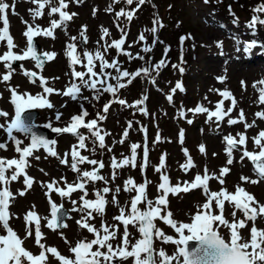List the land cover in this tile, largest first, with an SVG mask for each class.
<instances>
[{"label": "rangeland", "instance_id": "obj_1", "mask_svg": "<svg viewBox=\"0 0 264 264\" xmlns=\"http://www.w3.org/2000/svg\"><path fill=\"white\" fill-rule=\"evenodd\" d=\"M147 1L148 3H145L136 11L134 19L128 22L124 17L118 20L115 14L121 9L128 11L136 8L135 2L132 5H126L124 0H120L119 3H114L113 0H79V2L77 0H66L68 4L66 10L70 14H76L73 19L66 22L63 28L55 30V39L34 38L41 53L55 52L56 58L51 62H46L42 70L34 66V61L18 62L19 65L15 66L16 71L10 81L0 83V110L11 115L14 108L9 102V88H16L20 93L37 94L42 92L38 82L32 84L21 74L20 64H23L24 69L35 71L39 76L45 77L48 80V86L63 91L73 82L70 74L71 69L68 67V59L64 55L66 45L75 43L81 56L84 51L94 53L100 50L103 53L106 44H111L113 40L121 37V29L127 32L126 42L123 45L124 51L130 52L133 57L139 54L144 57V60L135 58L129 60L126 55L117 56L116 50L111 48L108 52L103 53L107 61L111 62L113 59H118L122 70L133 72L141 67H151L161 59L165 60V65L158 72L153 70L150 78L143 76L136 78L130 85L117 93V97L124 99L128 105H132L136 100L146 96L147 99L142 107L145 108L147 114L141 113L136 107L121 106L119 103H113L109 111L104 113L103 103L99 107V99H93L94 93L88 89H82L80 97L75 101L68 97L52 94L49 99L55 106L53 109H36L38 116L35 123L44 129H46L44 125L48 123H51L54 127L66 126L70 117L79 114L81 108L88 111V113L96 112L92 117L93 119L97 118V113L106 116L103 121H98L102 134L104 132L108 133L105 136V148L101 149L98 144L94 145L93 138L89 137L85 142L86 149L80 150L81 154L89 159L104 163L105 167L100 170L99 174L107 180V184L102 180L86 185L89 193L86 198L95 199L94 193L103 187H109L112 190L105 194L109 203L106 205L104 216L100 217L94 214L95 218L89 221L97 228L100 227L102 219L108 225H119V222L113 220L114 216L119 215V208L110 201L116 187L122 189L124 181L129 177L133 178L137 184L144 182V180L150 181L147 186V195L149 199L156 198L160 173L154 169L159 165L161 156L165 157V168L163 170L167 172L173 185L185 180L191 181L197 172H202L200 170L203 168L218 174V169L224 162L216 161L214 163L212 160V163H210L206 160V152L202 154L199 147L201 145L208 147V142L213 139L219 142L220 138L218 136L221 134L224 136L231 134L235 137L237 133H244L243 125L246 121L231 126L227 121L229 118L238 119L241 110H243L244 117L250 113V109L258 104L259 99V92L253 88V84L264 80V48L257 46L247 54L242 51L243 45L253 39L258 42V45L264 44V36L260 35V30L264 26L258 25L257 29L259 31L257 29L253 31L248 27L253 15H260L264 18V13L253 12V9L264 3V0H209L208 3H205L204 0ZM4 2L10 5V8L6 10V16L9 22V33L13 37L15 45H17L13 51L17 53L26 47V38L23 36V32L28 24L33 27L39 25L41 28H45L50 25L51 19H58V14L49 17L46 8L44 16L33 21L29 10L34 9L36 5L32 4L30 0H4ZM109 6H111V11H109ZM169 7L171 12L166 11L164 13V8ZM93 10H95V15H93ZM153 20H159L163 25V27L158 26L155 35L150 31L153 27ZM83 26H86L85 35L88 42L82 45L79 37ZM0 27H3L2 21H0ZM101 28L107 29L109 33L103 40L100 39ZM257 32H260V34ZM141 33L145 36L144 41L138 40ZM72 37H77V40L73 41ZM181 37L186 38L183 43H181ZM154 40L157 42L153 43ZM237 41L240 43L237 44ZM218 42L222 43V47H217ZM146 46L151 48L150 52L145 53L142 51ZM238 48L241 50L237 51ZM165 49H167L166 53ZM5 51H7L6 46L0 44V55ZM207 60L211 61L209 62L210 66L213 62L220 65V69L213 70L210 73L211 76L207 74L204 76L205 73L202 70V65H205L208 62ZM96 64L95 70L99 71V61H96ZM235 64L244 66L242 69L246 73L234 74L236 75L235 78L232 77V67ZM74 67L77 71H85V68L80 64ZM181 67L184 69L183 72L179 70ZM106 71L111 72L113 75L116 74L114 69H106ZM5 73L6 69L0 63V76ZM229 76L234 78L232 82L235 87L227 81ZM56 77L59 79H55ZM205 77H208L207 81ZM218 77H225V79L221 82ZM108 82L115 84L114 80ZM207 82L212 84V93H206V89L202 88ZM177 83L182 85L183 91L177 89L173 93L172 89L176 87ZM260 87H264V85H260ZM237 88H239V92ZM223 91L231 93V97L235 99L236 104L229 116L219 122V127H217L215 118L208 120L207 113L193 114V112L188 111L189 109H195L198 105L210 111H215L216 104L222 99L224 100L223 108L226 111L227 108L232 107V99H224L219 94ZM105 94L108 95L109 101L114 99L111 94ZM168 95L173 97L171 103L167 99ZM84 97H88V99H84ZM94 106L98 107L95 108ZM261 110L264 109L261 107ZM181 111L184 112L183 117L180 116ZM57 112L62 113L59 121L56 120ZM188 120L193 122L189 124ZM4 122V119L0 118V123ZM129 122L132 123V127L128 129V136L123 137V132L128 128ZM142 128L145 131H141ZM181 130L183 131V143L180 142ZM80 131L86 136L89 135L86 129ZM16 135L17 138L24 140L22 147L29 143V140L24 138L22 134ZM157 135L160 137L159 141L156 139ZM255 135L256 133L251 134L247 144L248 151H259L253 143L252 138ZM47 136L57 141L55 149L58 155L56 157L49 156L43 149L34 152L33 156L29 158L30 166L26 169L27 175L34 182L23 196L18 193L25 189L24 177L20 176L17 181L10 183L9 188L15 198L9 206V212L12 214L9 224L23 240V247L33 255H39L41 249L35 243L34 224L31 225L32 235L25 238L24 216L29 211H35L41 217L40 231L43 234L41 243L46 247L56 248L66 258H74L69 251L70 247H74L79 240L86 238L90 241L94 238L93 234H90L86 229H81L76 223L77 220L81 219L83 213L71 211L73 208L71 201L76 200L77 204L75 206L78 208L80 205L79 197L82 193L80 191L74 192L69 198H61L55 192L49 194L52 203L58 206L62 205L70 214L66 223L67 227L53 231L46 227L47 219H44L51 218V205L48 202L49 197L45 196L47 189L42 187V184L46 185L49 182L56 181L60 187H64V180L61 178L69 183L76 181L77 173L70 169L71 156L67 157L69 161L67 165L61 164L60 160L65 158V153L71 152L72 145L77 144L78 141L71 134H56L51 133L50 130H48ZM121 139L124 140V143H120ZM0 142H7L6 134L2 130H0ZM132 144L141 146L137 149L138 166L136 168L127 166L116 169V177L113 179L112 158L115 157L119 161L125 156H130V146ZM144 147L148 149V162L142 174L139 164L143 160ZM109 148L111 151H108ZM183 149H187L196 166L188 173L180 168V165L186 161ZM242 151L243 148H240L234 152V157L237 159L238 154ZM37 156L40 158L36 159ZM0 158H18V154L14 151V146L11 143H8L7 150H0ZM241 162V165H246V171L250 176L249 180L258 179L251 162L247 158ZM79 167L81 171H91L95 166L83 164ZM8 175H11V173L9 172ZM213 183L214 189L219 191L221 189L219 182L214 180ZM209 186L210 190L213 191L210 181ZM247 186L248 193L255 199L258 195L264 197V180H260L256 184L248 182ZM132 195L134 193L123 191L117 194L119 206L127 207ZM205 199L202 190H194L188 193L181 192L176 196L170 195L168 210L172 212L173 218L177 222L190 223V216L197 211V205H202ZM233 210L232 205L225 204L224 216L230 222L233 220L231 215ZM235 219L237 221L244 219L243 213L237 211ZM262 221L261 218H258L255 222V226L259 230H264ZM156 225L166 235L178 239V234L171 227L159 220L156 221ZM252 227L253 222L247 221L246 227L240 229L241 242L250 240ZM129 231L132 233L130 241L135 243V240L139 239V234L131 226H129ZM219 231L226 241L230 239L226 228L221 227ZM2 234L6 233L0 228V235ZM122 236L123 225H119L117 238L110 241L114 248L120 244ZM65 239L68 243H65ZM154 248L157 251L163 249L169 256L176 255L177 251V245L162 243L160 240L154 241ZM93 250H96V246L93 247ZM101 251H106V249H101ZM46 264H60V262L51 254H47ZM122 264H133V259L129 258L127 261H123ZM173 264H178V262L173 261Z\"/></svg>", "mask_w": 264, "mask_h": 264}, {"label": "snow or ice", "instance_id": "obj_2", "mask_svg": "<svg viewBox=\"0 0 264 264\" xmlns=\"http://www.w3.org/2000/svg\"><path fill=\"white\" fill-rule=\"evenodd\" d=\"M30 2L36 5L34 9L29 10L33 21L44 16L46 8L48 9L47 15L49 17L58 14V19H51L50 25L45 28H41L39 25L33 27L31 24H28L26 30L23 32V36L26 38V47L17 53L13 51L17 45H15L13 37L9 33V22L6 16V10L10 8V5L4 2V0H0V21L3 23V27H0V44L5 45L7 48V51L0 55V63L6 69V73L0 76V83L10 81L16 71L14 67L16 62L31 60L34 61L36 68L42 70L46 62L53 61L56 58V53H39L34 38L46 37L55 39V30L63 28L64 24L71 21L76 15L75 13L70 14L66 10L68 8L66 0H30ZM113 2L119 3L120 0H113ZM134 2L136 3V8L128 11L121 9L119 12H116L115 15L118 20L124 17L128 22H131L134 19L136 11L147 0H124L126 5H132ZM204 2L208 3L209 0H204ZM12 8L14 11V4ZM109 11H111V6H109ZM253 12L264 13V3L254 8ZM93 15H95V10H93ZM25 23L27 24V22ZM258 25L264 26V18L260 15H253L248 27L255 31ZM158 26L163 27L159 20H153V27L150 29L151 33L155 35L158 31ZM85 31L86 26H83L79 37L83 43L88 42ZM108 35V30L101 28L100 39L103 40ZM126 36L127 32L121 29V37L113 40L111 44H106L103 53L114 48L117 56L126 55L129 60L134 58L144 60V57L139 54L133 57L130 52L124 51L123 45L126 42ZM71 39L75 41L77 37H72ZM184 39L186 38L181 37V43H183ZM138 40H145L143 33L139 35ZM156 42L155 40L153 41V43ZM236 43L239 44L240 42L237 41ZM257 46L264 48V44L258 45V42L253 39L243 45L242 51L247 54ZM217 47H222V43L218 42ZM240 50L239 48L237 49V51ZM142 51L147 53L151 51V48L146 46ZM166 52L167 49H165ZM103 53L100 50L94 53L84 51L81 56L77 51L76 44L68 43L64 55L68 59V67L71 69L70 74L73 82L63 91L48 86V80L45 77L39 76L35 71L24 69L23 64H20L21 74L32 84H37L38 82L39 87L42 88V92L37 94L28 92L20 93L16 88H9V102L13 106L14 112L10 115L8 112L0 110V118H3L5 121L4 123H0V130L7 137V142H0V150H7L8 143H11L14 146V151L18 154V158H0V228L6 233L0 235V264H25V262L27 264H46L47 254L55 257L60 264H122L123 261H127L129 258L133 259V264H173V261H177L178 264H264V230H259L255 226L257 219L264 217V205H259L255 201V198L239 184L236 185L234 192H229L224 187H221L219 191L210 190L209 181L213 179L217 180L220 185H224V177L229 174L230 167H222L219 170V175L209 174L208 169L205 168L202 175L197 172L191 181L185 180L173 185L170 182L169 175L163 170L165 168L164 156H161L159 165L154 169L160 173V182L157 185L158 195L155 199H149L147 195V186L150 183L148 180L137 184L133 178L129 177L124 181L122 189L121 187H116L110 203L119 208V215L114 216L113 220L119 222V225H123V236L120 244L114 248L110 241L117 238L119 225H108L102 219L100 227L97 228L89 222L95 218L94 214L100 217L104 216L106 205L109 203L105 194H108L112 190L109 187H103L94 193L95 199L86 198L89 195L86 185L102 180L107 184L105 177L99 174V170L103 169L105 165L101 161L89 159L80 152L81 149H86L87 145L85 142L89 137L93 138L94 145L98 144L99 148H105V136L108 133L104 132L102 134V129L98 126V121H103L106 119V116L97 113L96 119L86 121L85 118L88 116V112L83 108H81L79 114L72 115L64 127H54L51 123L44 125L52 133L71 134L78 141L77 144L72 145L71 152L65 153V158L60 160L61 164L67 165L69 163L67 157L69 155L71 156L70 169L77 173L76 181L69 183L64 178H61L64 180V187H60L56 181L49 182L46 185L42 184V187H46L47 189L45 196L49 197L48 202L51 205V218L44 219H47L46 227L53 231L67 227L66 224L62 223L65 215L62 211L63 206L52 203L49 194L55 192L61 198H69L74 192L80 191L82 193L79 197L80 205L77 208L75 206L77 201L72 200L73 208L71 211L83 213L81 219L77 220L76 223L81 229H86L90 234H93L94 238L90 241L86 238L77 241L75 246L69 249L74 258H66L56 248L46 247L41 243L43 239V234L40 231L41 217L35 211H29L24 216L26 225L25 238L32 235L31 225L34 224L35 243L41 251L39 255H33L23 247V240L9 224L12 216L9 212V206L15 198L9 185L11 182L17 181L20 176H23L25 189L18 193L20 196H23L32 187L34 182L26 172V169L30 166L29 158L33 156L34 152L43 149L49 156L56 157L58 155L55 149V145L57 144L55 139L45 138L33 131L35 125L31 123L29 110H51L55 106L49 99L50 95L57 94L75 101L80 97L82 89H88L94 93L93 99H99L102 93H108L114 97L113 100L105 103L103 107L104 113L109 111L113 103H119L121 106L136 107L141 113L147 114L145 108L142 107L144 101L147 99L146 96L136 100L134 104L128 105L124 99L117 97V93L130 85L136 78L141 76L150 78L153 70L158 72L165 65V60L161 59L151 67H141L136 71L129 72L121 69L118 59H113L111 62L107 61ZM96 61H99V71L95 70L97 67ZM78 64L82 65L85 71H77L74 66ZM106 69H114L116 74L113 75L111 72L106 71ZM179 70L181 72L184 71L182 67ZM55 79L59 78L56 77ZM224 79L225 77H218V80L221 82ZM109 80H114L115 84L109 83ZM260 85H264V80L255 82L253 88L259 92L258 103L264 104V87H260ZM177 89L183 91L180 83L176 84L172 92L174 93ZM219 94L224 99H232V107L227 108L225 111L223 108L224 100L222 99L216 104L215 111H210L200 105L188 111L193 112V114L207 113L208 120L215 118L217 127H219V122L226 116H229L236 104L235 99L231 97V93L228 91L219 92ZM84 99H88V97H84ZM167 99L171 103L173 99L172 95H168ZM180 116H184L183 111L180 112ZM255 116L259 119H264V112H257ZM61 117L62 113L57 112L56 120L59 121ZM244 121L245 117L243 110H241L238 119L229 118L227 123L231 126ZM187 122L191 124L193 121L188 120ZM253 126H255V120H253L252 124L244 122L245 131ZM131 127L132 123L129 122L128 128L123 132V137L128 136V129ZM81 129H86L89 135H84L80 131ZM141 131H145V129L142 128ZM16 134H22L30 142L22 147L21 145L24 143V140L17 138ZM156 139L159 141V135H157ZM252 139L254 146L259 149L258 152L247 150V137L244 133H237L235 137L231 134L226 135L223 138V142L225 143L224 151L227 156L226 165H232L234 163L233 153L243 147L244 150L241 153L240 159L243 161L247 158L251 162L253 171L258 179L249 180L248 177L241 176L240 180L256 184L260 180H264V130H261ZM180 142L183 143L182 130L180 133ZM120 143H124V140L121 139ZM140 147L138 144H132L130 146V156H125L119 161L115 157L112 158L111 168L113 169V179L116 177V169L127 166L136 168L138 166L137 149ZM92 150L94 151L95 149L93 148ZM108 151H111V149L109 148ZM199 151L204 154L205 147L201 145ZM183 152L186 161L180 165V168L185 173H188L196 166L188 154L187 149H183ZM213 155L215 156L216 153H213ZM35 158L39 159L40 157L37 156ZM147 162L148 149L144 147L143 160L139 164L142 174L147 166ZM83 164H89L95 167L91 171H81L79 166ZM41 171L43 170L41 169ZM9 172L11 175H8ZM194 190H202V194L206 198L205 202L202 205H197V211L190 216V223L177 222L173 218L172 212L168 210L169 196H176L181 192L188 193ZM121 191L134 193L127 207L119 206L117 194ZM226 203L232 205L234 209L231 214L233 217L231 222L224 216ZM237 211L243 213L244 219L239 221L235 219ZM157 220L171 227L178 234V239L166 235L157 227ZM247 221L253 222V227L250 230V240L241 242L240 229L246 227ZM129 226L135 228L139 234V239H136L135 243H131L130 241L132 233L129 231ZM221 227L228 230L230 235L229 240L226 241L221 236L219 231ZM155 240L177 245L176 255L169 256L163 249L157 251L154 248ZM191 241L196 242L194 246L190 245ZM65 243H68L66 239ZM94 246H96V250H93ZM101 249H106V251H101Z\"/></svg>", "mask_w": 264, "mask_h": 264}, {"label": "bare ground", "instance_id": "obj_3", "mask_svg": "<svg viewBox=\"0 0 264 264\" xmlns=\"http://www.w3.org/2000/svg\"><path fill=\"white\" fill-rule=\"evenodd\" d=\"M210 60H207L208 62L205 65H202V70L205 73L204 76H206V74L211 76L210 73H212L213 70L220 69V67H219L220 65L217 62L216 63L213 62V64L210 66V64H209V62H211ZM242 67H244V66H239V65L235 64L232 67L233 68L232 69L233 70L232 77L234 76V78H235V76L237 74L244 73L245 70H243ZM248 70H249V68H248ZM234 74H236V75H234ZM232 77L229 76L227 81L233 87H235L233 85V82H232V80L234 78H232ZM207 79H208V77H205L206 81H207ZM202 88L206 89L205 90L206 93H212V84H210L209 82H207L205 84V86H202ZM238 90H239V88H237V91ZM258 104H255L253 106V109H250V113L245 116V121L248 124H252L253 120H255V126L249 128L247 131H245V128H244V125H243V132L245 133V135L247 137V143H246L247 150H249L247 144H248V142L250 140L251 134L256 133V135H257V132L259 133L261 130H264V119H259V118H257L255 116V114L257 112H264V110H261V107L264 109V104H260V106H258ZM224 134H226V133H224ZM223 136H224L223 134L218 136L220 138V141H219L220 143L218 142V140L213 139L212 141L208 142V147L204 146L205 147V152H206V160L209 161L210 163H212V160H213L214 163L216 161L224 162V164H221V166L218 169V171L224 166L230 167V172H229V174L226 175V177H224L225 183H224L223 186L221 185V187L226 188L229 192H234L236 185L239 184L241 187H243L248 192V186H247L248 182H243V181L240 180L241 176H245V177L250 178V176L248 175V172L246 171V167H245L246 165H241V163H242L241 159H240L241 153L238 154L239 156H238L237 159L234 157V153H233L234 163L232 165H226L227 156L225 155V151H224L225 143L223 142ZM222 143H223V145H222ZM241 148H243V147H241ZM213 153H216V155L214 156ZM236 160H237V163H236ZM204 169L205 168L200 170V171H202L200 174H203ZM208 172H209V174H214V172H211V171H208ZM215 175H219V173L215 174ZM214 180L215 179L210 181L211 184H212V189H213V191H218L217 189L216 190L214 189V183H213ZM255 201H257L259 205H264V197H260L258 195L256 197ZM188 203H189V201H188ZM261 219L263 220L262 223L264 224V217H261ZM263 228H264V226H263ZM69 255H71V253H69Z\"/></svg>", "mask_w": 264, "mask_h": 264}, {"label": "water", "instance_id": "obj_4", "mask_svg": "<svg viewBox=\"0 0 264 264\" xmlns=\"http://www.w3.org/2000/svg\"><path fill=\"white\" fill-rule=\"evenodd\" d=\"M36 46H37V45H36ZM37 51H38V47H37ZM15 65H16V64H15ZM29 114H30V116H31V123H32L33 125H35V124L33 123V120H34V118H35L37 112H36L35 110H29ZM33 131L36 132L37 134L42 135V136H44L45 138H47V137H46V131L40 129L38 126L35 125V127L33 128ZM62 211L65 213L64 218H63V220H62V223L65 224V219L67 218L68 213L65 212L63 209H62ZM59 229H62V228H59ZM195 243H196L195 241H191V242H190V245L194 246Z\"/></svg>", "mask_w": 264, "mask_h": 264}, {"label": "trees", "instance_id": "obj_5", "mask_svg": "<svg viewBox=\"0 0 264 264\" xmlns=\"http://www.w3.org/2000/svg\"><path fill=\"white\" fill-rule=\"evenodd\" d=\"M149 1H151V0H149ZM146 3H148V1ZM166 11L171 12L170 7L169 8H164L163 12L166 13ZM260 32H261V34H260ZM260 32H259V34L264 36V27H262V29L260 30Z\"/></svg>", "mask_w": 264, "mask_h": 264}, {"label": "flooded vegetation", "instance_id": "obj_6", "mask_svg": "<svg viewBox=\"0 0 264 264\" xmlns=\"http://www.w3.org/2000/svg\"><path fill=\"white\" fill-rule=\"evenodd\" d=\"M102 102V99H100V103Z\"/></svg>", "mask_w": 264, "mask_h": 264}]
</instances>
